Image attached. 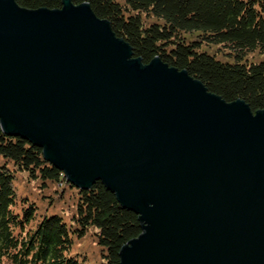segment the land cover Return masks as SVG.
Returning a JSON list of instances; mask_svg holds the SVG:
<instances>
[{"label": "water", "instance_id": "1", "mask_svg": "<svg viewBox=\"0 0 264 264\" xmlns=\"http://www.w3.org/2000/svg\"><path fill=\"white\" fill-rule=\"evenodd\" d=\"M0 125L138 215L121 264H264V109L144 63L88 2L0 0Z\"/></svg>", "mask_w": 264, "mask_h": 264}, {"label": "trees", "instance_id": "2", "mask_svg": "<svg viewBox=\"0 0 264 264\" xmlns=\"http://www.w3.org/2000/svg\"><path fill=\"white\" fill-rule=\"evenodd\" d=\"M16 1L28 9L62 6ZM72 2H88L144 63L159 57L228 102L264 109V0ZM141 233L138 215L102 181L87 190L72 185L42 148L0 125V264H121L122 246Z\"/></svg>", "mask_w": 264, "mask_h": 264}, {"label": "rangeland", "instance_id": "3", "mask_svg": "<svg viewBox=\"0 0 264 264\" xmlns=\"http://www.w3.org/2000/svg\"><path fill=\"white\" fill-rule=\"evenodd\" d=\"M262 57H264V54L261 55ZM42 216H39L38 218H41ZM89 244H90V250L91 252L94 254V256L96 257V259L98 258V254H97V248L95 246V244L91 241L88 240Z\"/></svg>", "mask_w": 264, "mask_h": 264}]
</instances>
